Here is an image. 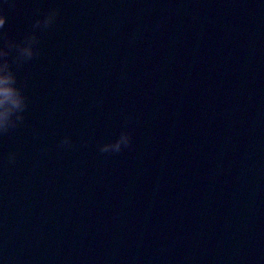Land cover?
Segmentation results:
<instances>
[{
  "label": "water",
  "instance_id": "95a60500",
  "mask_svg": "<svg viewBox=\"0 0 264 264\" xmlns=\"http://www.w3.org/2000/svg\"><path fill=\"white\" fill-rule=\"evenodd\" d=\"M0 12L39 41L8 57L27 107L0 134V264H264V0Z\"/></svg>",
  "mask_w": 264,
  "mask_h": 264
},
{
  "label": "clouds",
  "instance_id": "9594fccd",
  "mask_svg": "<svg viewBox=\"0 0 264 264\" xmlns=\"http://www.w3.org/2000/svg\"><path fill=\"white\" fill-rule=\"evenodd\" d=\"M58 15L57 9H51L44 15L43 19H36L32 25L33 29H46L54 23ZM6 16L0 12V29L4 28ZM0 40L3 46H0V134H7L10 129L17 126L18 122L24 120L22 113L25 111L26 96L23 94L22 86H17L16 75L12 70L8 57L12 55V63L19 67L26 61L31 60L37 54L36 46L38 38L35 31L24 36L21 43L9 40L7 33L0 32ZM131 136L127 131H121L118 138L109 143L100 145L101 153H119L122 147L130 145ZM61 145L71 147V141L67 137L61 140ZM9 160H14V154H10Z\"/></svg>",
  "mask_w": 264,
  "mask_h": 264
}]
</instances>
